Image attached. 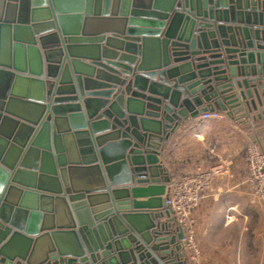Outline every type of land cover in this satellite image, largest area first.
<instances>
[{
    "label": "water",
    "instance_id": "1",
    "mask_svg": "<svg viewBox=\"0 0 264 264\" xmlns=\"http://www.w3.org/2000/svg\"><path fill=\"white\" fill-rule=\"evenodd\" d=\"M264 117V0H0V264H188L174 134Z\"/></svg>",
    "mask_w": 264,
    "mask_h": 264
},
{
    "label": "crops",
    "instance_id": "2",
    "mask_svg": "<svg viewBox=\"0 0 264 264\" xmlns=\"http://www.w3.org/2000/svg\"><path fill=\"white\" fill-rule=\"evenodd\" d=\"M250 120L233 121L224 115L202 125L197 118L174 134L164 153L165 165L174 178L198 168L230 164V176L216 180L213 196L202 201L194 213L197 240L206 264H227L230 252L238 253L236 262L246 264L244 226L264 214L260 209L264 205L248 201L244 183L247 143L256 140L264 155V117Z\"/></svg>",
    "mask_w": 264,
    "mask_h": 264
},
{
    "label": "built area",
    "instance_id": "3",
    "mask_svg": "<svg viewBox=\"0 0 264 264\" xmlns=\"http://www.w3.org/2000/svg\"><path fill=\"white\" fill-rule=\"evenodd\" d=\"M224 115L206 114L199 117L200 124H207ZM244 183L247 185V199L251 204L264 205V155L259 143L252 140L245 156ZM231 174L230 164L223 162L210 168H198L172 179L168 187L166 207L170 209L183 230L181 246L188 256L189 264H206L203 261L197 240L195 211L202 201L213 196V185L216 180Z\"/></svg>",
    "mask_w": 264,
    "mask_h": 264
},
{
    "label": "rangeland",
    "instance_id": "4",
    "mask_svg": "<svg viewBox=\"0 0 264 264\" xmlns=\"http://www.w3.org/2000/svg\"><path fill=\"white\" fill-rule=\"evenodd\" d=\"M251 141L252 140H250L245 146L244 156H243L244 159L246 156L247 148ZM178 177L180 176H177L175 178L174 176H172V179L173 178L176 179ZM261 207H264V206H261ZM260 209L264 211L263 208H260ZM244 227H245L244 231L247 234V236L245 237V249L247 252V256H246L247 259H245L247 261L246 264H264V214L263 212L261 214V218L258 221L252 219L251 221H248V223L245 224ZM256 234L258 235V237H256ZM237 256H238L237 252L236 254L235 252L234 253L230 252V254L227 256V258L229 259L227 264H240L236 262V259H238L236 258Z\"/></svg>",
    "mask_w": 264,
    "mask_h": 264
},
{
    "label": "trees",
    "instance_id": "5",
    "mask_svg": "<svg viewBox=\"0 0 264 264\" xmlns=\"http://www.w3.org/2000/svg\"><path fill=\"white\" fill-rule=\"evenodd\" d=\"M173 176V175H172Z\"/></svg>",
    "mask_w": 264,
    "mask_h": 264
}]
</instances>
